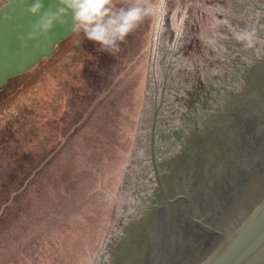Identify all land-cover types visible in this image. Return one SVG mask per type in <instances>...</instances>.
<instances>
[{
	"label": "water",
	"instance_id": "95a60500",
	"mask_svg": "<svg viewBox=\"0 0 264 264\" xmlns=\"http://www.w3.org/2000/svg\"><path fill=\"white\" fill-rule=\"evenodd\" d=\"M36 19L21 0L0 8V88L75 31L69 17L22 46ZM88 264H264V0H198L143 105Z\"/></svg>",
	"mask_w": 264,
	"mask_h": 264
},
{
	"label": "rangeland",
	"instance_id": "374dc122",
	"mask_svg": "<svg viewBox=\"0 0 264 264\" xmlns=\"http://www.w3.org/2000/svg\"><path fill=\"white\" fill-rule=\"evenodd\" d=\"M197 2L166 0L115 55L75 30L0 88V264L101 250L143 105Z\"/></svg>",
	"mask_w": 264,
	"mask_h": 264
},
{
	"label": "clouds",
	"instance_id": "9594fccd",
	"mask_svg": "<svg viewBox=\"0 0 264 264\" xmlns=\"http://www.w3.org/2000/svg\"><path fill=\"white\" fill-rule=\"evenodd\" d=\"M26 4L27 12L37 17L31 25L27 36L18 39L22 46L26 40L48 39L57 26H63L71 18L73 28L82 33L84 38L99 46L101 52L115 55L120 51L121 44L133 34L149 17H155L163 11L166 0H130L120 6L118 0H55L45 9L44 0H21ZM236 39L246 48L255 47L254 31H242Z\"/></svg>",
	"mask_w": 264,
	"mask_h": 264
},
{
	"label": "trees",
	"instance_id": "16d2710c",
	"mask_svg": "<svg viewBox=\"0 0 264 264\" xmlns=\"http://www.w3.org/2000/svg\"><path fill=\"white\" fill-rule=\"evenodd\" d=\"M229 99H230V98H229ZM226 102H227V101H226ZM229 103H230V101L228 102V104H227V105H226V103H225V106H224L225 108H224V109H222V111H221V112L223 113L222 115H225L226 113H228V112H229V110H230V107H231V105H230V104H231L232 102H231L230 104H229ZM229 105H230V106H229ZM228 106H229V108H228Z\"/></svg>",
	"mask_w": 264,
	"mask_h": 264
},
{
	"label": "flooded vegetation",
	"instance_id": "af4514ba",
	"mask_svg": "<svg viewBox=\"0 0 264 264\" xmlns=\"http://www.w3.org/2000/svg\"><path fill=\"white\" fill-rule=\"evenodd\" d=\"M9 1H10V0H0V8H1L2 6H4L5 4H7ZM168 197H169V196H168ZM169 198H171V197H169Z\"/></svg>",
	"mask_w": 264,
	"mask_h": 264
}]
</instances>
